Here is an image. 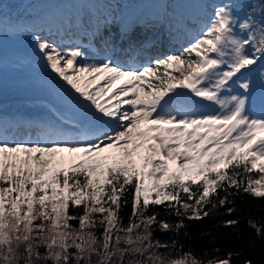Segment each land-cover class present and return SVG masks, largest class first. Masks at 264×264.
Listing matches in <instances>:
<instances>
[{
  "label": "snow or ice",
  "instance_id": "obj_1",
  "mask_svg": "<svg viewBox=\"0 0 264 264\" xmlns=\"http://www.w3.org/2000/svg\"><path fill=\"white\" fill-rule=\"evenodd\" d=\"M211 8L201 34L179 55L137 69L107 58L88 63L79 48L35 36L45 67L70 86L78 106L53 135H79L42 142L0 133V264H200L190 253L170 259L159 251L168 245L153 241L157 217L145 215L149 204L175 202L166 209L191 220L209 215L203 205L217 206L209 196L218 189L264 198V116L249 110L247 79L264 65V2L250 3L243 16L237 0ZM109 15L78 18L76 26L96 37L115 23ZM172 65L178 76L161 71ZM146 77L153 79L145 88ZM197 107L213 111L190 110ZM129 195L124 225L120 210ZM183 227L159 223L162 231Z\"/></svg>",
  "mask_w": 264,
  "mask_h": 264
},
{
  "label": "rangeland",
  "instance_id": "obj_2",
  "mask_svg": "<svg viewBox=\"0 0 264 264\" xmlns=\"http://www.w3.org/2000/svg\"><path fill=\"white\" fill-rule=\"evenodd\" d=\"M55 1L57 2L52 1L49 3L48 0H0V133H3L4 137L8 140L10 138L11 140L16 138V141H33V138L35 141L42 142L53 140L52 137L56 136L53 135V133L57 132L56 129L59 127V124L67 123L63 117L70 115L74 111H78V106L73 103L68 92L65 90L70 86L66 85V82L60 80L55 73H52L45 66H32V70L35 72L29 75L25 74L26 69L31 66L27 49H31V53L35 56H38L40 53L36 47L35 40L33 39V45L30 44V37L22 35L21 31L25 27L39 29V32L35 33V35H41L46 40L54 41L62 48H66L64 50L79 48L83 51V46L76 45L74 38L71 37L72 34L82 30L77 28L75 17L72 18L70 14L74 16V14L78 13L77 15L84 16V13H87L92 7L100 6L102 9L103 7L99 4L98 0ZM102 1L105 4H109L108 6H104L105 8H111V5L119 4L120 8H118V10H121L123 5L124 9H128L130 6L128 5L125 7L126 3L132 2L133 5L131 7H136V9L140 7L143 12L151 11L152 13L157 12L155 7L158 3L160 8L163 9V13H168V18L165 21H161L160 17V20H156L154 17L148 16L140 20L135 19V21L138 20V22L130 25V31L125 39H123L119 51L113 44L115 43V38H112L106 43L102 53L103 55L106 53L107 59H110L112 62L121 61L122 51L127 48L128 41L132 40L135 45L137 44L138 48L145 47L147 42L157 35L160 28L162 29V26L166 27V29L169 28V31L173 32L175 37L178 38V42L182 38L187 37L189 41L184 44L182 48L184 50L185 47L189 46V44L201 34V30L208 22L205 12L207 11L209 15L211 14V5L226 2V0H143V2L139 4L136 0ZM246 10V8L240 6L238 3L237 11L241 16L244 15ZM113 19L115 23L110 27L116 32L122 18L118 17V14H116ZM59 20L64 23L63 25L56 26ZM70 25L75 29H70L69 32H67L69 34H65L64 38L61 27L65 26L69 28ZM169 42L170 39L167 40V43ZM166 48L169 49L170 47ZM164 49L165 46H159V44L152 48L153 52L156 54L157 51L164 52ZM85 50L88 53V49ZM83 53L85 62L92 60L87 59L89 58V53L87 54L84 51ZM173 53L172 50L165 51L158 58L153 59L151 63L169 55H176ZM16 55L19 57V60L25 64V67H13L12 64L15 62ZM40 59L43 61L42 58ZM95 62L99 63V61ZM145 65H148V63ZM172 67L173 65L169 67L170 70L165 71L174 73L171 71ZM254 67L256 70L249 72L247 76V79L252 85L249 110L254 116H264V78L261 77L258 80V76H261V73L264 72V65L258 64ZM6 77H9V80H6ZM146 81L148 80L146 79L145 83ZM259 82L261 83L257 84ZM101 83H104V81H101ZM60 85H64V87ZM36 87H40L42 90L40 94L42 95L32 93ZM236 90L237 92L242 91L238 88ZM180 91L190 90L180 89ZM14 101L29 105H47L51 113V119L47 121L48 123L46 125H39L38 122L32 121L33 119L26 118L27 116L28 118H32L28 114L29 111L10 109L8 103ZM255 105L256 107L254 108L253 106ZM195 111L211 112L213 109L209 107H197ZM5 118L7 121L3 124V119ZM13 121H20V124L15 126L13 125ZM44 131L46 136L42 133ZM63 131L66 133L70 130L63 129ZM61 138L70 140L72 136L67 134L63 137L57 136V139ZM139 164L140 161L138 160V165ZM173 168H175L174 165ZM145 183L147 187H151V181L146 180ZM149 196L150 198H155L156 194L155 192H150Z\"/></svg>",
  "mask_w": 264,
  "mask_h": 264
},
{
  "label": "trees",
  "instance_id": "obj_3",
  "mask_svg": "<svg viewBox=\"0 0 264 264\" xmlns=\"http://www.w3.org/2000/svg\"><path fill=\"white\" fill-rule=\"evenodd\" d=\"M264 2V0H238V3L250 10V3ZM230 171V169H229ZM195 188V186H193ZM232 194L220 191L217 194L210 193L209 199L216 203L213 208L210 204L203 205V211L209 213L199 219H187L178 217L174 212L167 210L165 205L175 203L164 201L160 205L149 204V210L145 215L154 214L157 223L152 226L153 241L159 240L167 244V249H159L170 259L181 258L190 253L200 264H209V261L229 260V264H264V232L257 234L250 222L264 228V198H256L244 193ZM182 198L184 194L182 193ZM228 195V202L223 206L218 200ZM192 203L193 201H187ZM232 209L231 213L229 210ZM71 211V209H70ZM131 198L127 206L120 210V219L127 225L131 216ZM234 220L238 223L227 226V221ZM183 222L184 227L179 231H162L160 222H167L172 226ZM77 226L76 222H72ZM102 230L97 229L99 234Z\"/></svg>",
  "mask_w": 264,
  "mask_h": 264
},
{
  "label": "bare ground",
  "instance_id": "obj_4",
  "mask_svg": "<svg viewBox=\"0 0 264 264\" xmlns=\"http://www.w3.org/2000/svg\"><path fill=\"white\" fill-rule=\"evenodd\" d=\"M131 9L128 8L125 13L126 14H131L129 17V20H131V22L133 21V19L137 16V19L140 20L142 19L144 16L147 15L146 13H142L143 11L141 9H137L136 13H131L130 12ZM122 12V11H121ZM120 12V13H121ZM158 15V17H160L161 21H165L166 19L163 17L164 13L161 9L158 10V12L156 13ZM39 29L34 30V28H28L25 27L22 29L21 34L22 35H26L28 37H30V44H32L33 39L35 40V33H38ZM43 32V31H42ZM162 35L159 37V39L156 41L157 44H159V46H165L164 52L165 51H169L172 50L176 55H179L182 51H183V46L184 44L189 41L187 39V37L182 38L179 42H178V38L175 37V34L171 31H169V28L166 29V27L162 26ZM44 33V32H43ZM116 35V32L113 28L110 27V29L105 30L101 35L97 36L98 39L100 41H102L103 43H108L114 36ZM32 39V40H31ZM170 39V42L167 43V40ZM120 43V48L122 46V41L119 42ZM19 45V44H18ZM33 45V44H32ZM166 47H170L169 49H167ZM151 47L147 48L145 47H141L138 48L137 44L135 45L134 42L132 40L128 41V46L127 48L124 49V51H122V59L120 62H113V64H117L120 65L121 67H125V68H132V69H137L142 67L145 64H149L151 63V61L155 58H158L162 53L164 52H160L157 51V54L153 52V50L151 49ZM66 49V48H63ZM28 52V57H29V61L31 63V66H29V68L26 69V75L31 74L32 72H35L32 70V66L35 67H43L45 66L44 61H42L40 58L41 54H39L38 56H35L31 53V49H27ZM107 57V54L105 53V55L102 58H87V59H92L89 60L88 63H96L95 61H103L105 58ZM86 58V57H85ZM124 60V61H123ZM22 61L19 60V57L16 55L15 57V62L12 64L13 67L15 68H22L25 67V64H23ZM177 66L173 65L172 67V72L174 73H170L171 75H179L178 72L175 71ZM186 66H181V70H183V68ZM165 70H170L168 69H164L163 67H161V71H165ZM5 77V76H4ZM152 80V77H146L145 80ZM6 80H9V77H6ZM145 84H142V87H147V82ZM118 90V89H117ZM178 91H180V89H177ZM39 92V93H38ZM42 92V90L40 89V87H36L32 93L34 94H40ZM42 95V94H40ZM114 95V93H113ZM130 97H124L123 99H129ZM114 103L118 102V101H113ZM8 106L10 107V109L12 110H26L29 111V115L32 118H28V116L26 117L27 119H33L32 121L38 122L39 125H46L48 122V120L51 119V113L49 110V107L47 105L44 104H23V103H19L17 101L8 103ZM123 107H130L129 105H123ZM191 111H195V109H190ZM4 124L7 121V119H3ZM20 122V121H19ZM61 125L59 124V127L56 129V131H61ZM107 127V126H106ZM48 129V128H47ZM34 130V129H33ZM49 130V129H48ZM43 134H45V131L42 132ZM67 135L72 136V137H76L78 136V134L76 132L73 131H67L66 132ZM46 136V134H45ZM15 137V135H14ZM53 140L57 139V136H53L52 137ZM66 139V138H64ZM11 141V138L9 139ZM14 140H16V138H14ZM33 141L34 138H33Z\"/></svg>",
  "mask_w": 264,
  "mask_h": 264
}]
</instances>
